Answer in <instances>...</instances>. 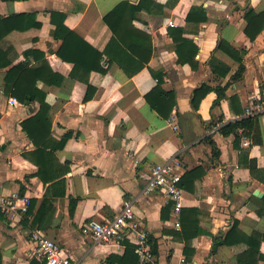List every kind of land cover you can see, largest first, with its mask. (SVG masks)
<instances>
[{
	"label": "crops",
	"instance_id": "0c3cea01",
	"mask_svg": "<svg viewBox=\"0 0 264 264\" xmlns=\"http://www.w3.org/2000/svg\"><path fill=\"white\" fill-rule=\"evenodd\" d=\"M122 1L140 0H0V195L16 192L29 196L32 203L27 216L0 211V264H41L30 240L35 230L80 264H106L109 256L122 257L125 246L95 245L81 228L89 219H112L124 200L132 201L150 244L153 240L157 245L153 264H180L181 258L186 264H239L238 256L249 248L244 241L248 237L253 247L258 244L256 264H264V113L238 147L234 134L218 131L223 124L245 118L247 103L264 99V27L251 40L244 17L249 9L264 12V0H146L149 11L139 12L132 23L151 38L152 53L144 66L113 38L103 21ZM192 9H200L206 19L201 21L200 13L188 19ZM52 12L65 15V26L86 44L78 42L76 50L65 54L79 65L58 56L62 40L55 38ZM182 40L191 44L184 46ZM87 46L102 53L105 73L88 71L94 54ZM194 47L193 63H178L179 52L189 57ZM234 50L243 56L245 71L232 81L239 66L229 54ZM43 62L49 71L40 72L36 87L46 94L49 138L53 145L67 138L64 147L53 151V168L43 173L47 183L38 175L47 161L36 154L22 127L40 104L17 101L10 107L7 101L12 96L4 91L13 66L38 67ZM158 79L164 91L176 94L170 117L176 119L177 130L145 99ZM201 84L227 85L225 97L215 104L217 94L211 91L194 111L192 93ZM88 86L93 95L84 100ZM172 157L179 159L182 174L200 166L204 170L193 191L183 190L182 209L197 210L185 216V222L193 219L194 227L202 230L189 241L182 234L179 215L175 226L166 198L159 192L143 193L152 169ZM60 168L68 169L63 196L58 195L60 189L49 187ZM44 199L51 204L49 210ZM72 199L76 203L71 211ZM234 223V243L215 246Z\"/></svg>",
	"mask_w": 264,
	"mask_h": 264
},
{
	"label": "trees",
	"instance_id": "16d2710c",
	"mask_svg": "<svg viewBox=\"0 0 264 264\" xmlns=\"http://www.w3.org/2000/svg\"><path fill=\"white\" fill-rule=\"evenodd\" d=\"M146 0H140L137 4L129 3L128 1H122L117 4L110 12H108L104 17L103 21L110 29L113 38L118 40L121 45L127 49L132 55L137 57L140 61V64L144 66L150 60L152 53L151 46V38L148 34L136 29L133 27L132 23L136 18V15L147 9ZM149 11V9H147ZM202 14L201 21L206 19V16L200 9H192L188 14V19L191 18L193 14ZM244 17L247 21V26L245 28V33L251 40H254L255 37L262 31L264 27V12L259 14H255L251 9L247 10L244 14ZM51 21L55 24V38L62 40V45L59 49L58 56L63 60H71L74 65H79L78 60L67 57L65 54H69L72 49L76 50V44L78 42H82L85 44L73 31L68 29L65 24V15L60 13H51ZM23 29V28H21ZM7 30V29H6ZM12 27H9L7 31H11ZM77 42V43H76ZM182 44L185 46L186 44H191L189 41L182 40ZM222 44L219 45L221 47ZM86 46V44H85ZM88 47V46H87ZM90 51L93 52V65L92 68H88V71L94 69L100 73H105L106 69H104L101 65V60L103 59V55L101 52L88 47ZM196 53V47H194L193 53L189 57L183 56L180 52L178 54V63L185 64L187 62L193 63L192 59H194V55ZM230 57L236 60L239 64L237 71L231 76V80L235 81L242 78V75L245 71V66L243 64V56H239L237 51H229ZM79 58V57H78ZM7 64H5L6 66ZM48 69V65L43 62L41 66L31 67L27 65H18L13 66L9 69L8 76L6 78L5 92L15 99L21 104H31L34 102H39L40 108L38 113L32 118L24 121L22 123L23 130L26 132L28 137L33 141L36 146L38 152L37 155L42 157V160L47 161L44 167H40L38 170V175L41 176V179L44 183L48 182V178L43 175V173L51 170L53 168V160L55 159L53 151L64 147L66 143V139H62L58 144L53 145L49 138L50 129H51V121L49 112V106L45 103V92L39 90L36 87L37 80L40 78L39 74L41 71ZM153 74V73H152ZM225 73L221 75H225ZM157 77V75H155ZM161 81V80H160ZM158 79L157 86L148 94L145 95V99L148 102L149 106L152 110L156 111L159 116L168 119L171 115L172 110L176 106V94L174 91L166 92L161 87V82ZM57 82V81H56ZM226 87H216L211 88L206 84H201L199 87L195 88L191 97V107L194 111H197L201 100L211 91H214L217 94V98L215 100V104H219L220 100L225 97ZM93 95V89L88 86L87 93L84 97V100H88ZM235 98H230V104H233ZM214 104V105H215ZM242 113L239 112V114ZM257 116L253 117H245L235 120L233 122H228L223 124L219 128L220 134L224 136H228L230 134L235 135V146L238 147V142L241 141L242 137H249L251 130L254 128L257 123ZM241 131V133L239 132ZM49 138V140L47 139ZM210 146L212 147V153L214 156H218V152L215 148V144L209 140ZM48 149L50 151H48ZM68 169L60 168L55 174L51 176V181H55L49 187L54 190L59 191L58 195H64V175L67 173ZM252 171V169H251ZM50 172V171H49ZM204 175V170L200 167L194 168L192 170H186L180 177V181L178 183L179 188L183 191H193L194 181L198 178H201ZM56 191H52V194L55 196ZM44 206L48 203V207L50 204L48 199H44ZM76 201L70 200V210L74 206ZM32 204V203H31ZM29 206L28 211L25 213V216L31 214L32 206ZM168 207H172V203L169 202ZM51 207V206H50ZM48 208V210L50 209ZM43 208V206H42ZM45 208V207H44ZM72 211V210H71ZM70 211V212H71ZM197 210L195 209H181L179 212V222L181 225V231L186 241H189L191 238L196 237L202 233V230L199 228H195L192 221L186 220L185 216H190L191 214H196ZM38 215V213H37ZM163 218V215H162ZM38 222L37 217L34 218V224ZM236 223L232 226V228L227 231L221 239H216L214 241L215 246L219 245H231L234 242L231 240V236L233 232L236 230ZM194 227L193 231L192 228ZM252 238L248 237L244 240L248 244V250L243 254L238 256L239 264H246V261H252V264H256V255H258V244L250 243ZM151 242V241H150ZM124 246L126 247L125 252L122 257L117 256H109L106 264H138V257L134 253L133 246L128 242H124ZM214 246V248H215ZM152 253L155 256L157 253V245L152 240ZM187 247L185 248V250ZM253 259V260H252ZM244 261V263H242ZM153 264V263H148ZM250 264V263H248Z\"/></svg>",
	"mask_w": 264,
	"mask_h": 264
},
{
	"label": "built area",
	"instance_id": "2783aa9c",
	"mask_svg": "<svg viewBox=\"0 0 264 264\" xmlns=\"http://www.w3.org/2000/svg\"><path fill=\"white\" fill-rule=\"evenodd\" d=\"M168 25L174 26L175 24L173 21H169ZM7 103L10 107H14L17 105V100L10 97ZM263 113L264 99L254 100L245 106V117H253ZM168 120L173 129L177 130L176 119L171 116ZM246 144L247 141L244 142V145ZM181 175L182 169L179 159L172 157L162 164H157L152 169L151 176L143 188L144 194L149 195L153 192H159L168 202L172 203L173 215L176 217V227L179 226L177 217L183 207V191L178 186ZM30 204L31 198L29 196H21L16 192L9 195H0V211L7 216L26 213ZM132 207V201L124 200L121 210L112 219L106 221L89 219L83 224L82 233L89 235L95 245H111L119 248L124 246V242L131 243L140 264L152 263L154 255L149 240V232L136 218ZM30 240L34 243V255L41 264H80L78 260L67 257L61 246L41 231H32ZM180 264H186L185 258H181Z\"/></svg>",
	"mask_w": 264,
	"mask_h": 264
}]
</instances>
